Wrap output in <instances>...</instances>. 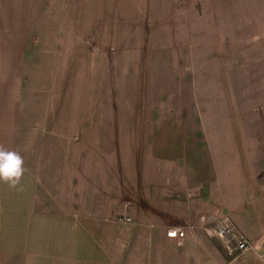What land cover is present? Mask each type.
Segmentation results:
<instances>
[{"label": "crops", "instance_id": "obj_1", "mask_svg": "<svg viewBox=\"0 0 264 264\" xmlns=\"http://www.w3.org/2000/svg\"><path fill=\"white\" fill-rule=\"evenodd\" d=\"M160 2L0 0V145L26 168L23 191L0 183V264H264V57L236 67L208 0ZM157 47L179 88L126 117L110 57L140 73ZM225 214L256 250L201 228Z\"/></svg>", "mask_w": 264, "mask_h": 264}, {"label": "rangeland", "instance_id": "obj_2", "mask_svg": "<svg viewBox=\"0 0 264 264\" xmlns=\"http://www.w3.org/2000/svg\"><path fill=\"white\" fill-rule=\"evenodd\" d=\"M133 1L124 0L125 3L119 6L122 9L117 12L119 18L125 17L126 19L127 17L130 18L135 15L134 9L132 8ZM208 1L212 5L211 12L214 11V16L209 18V20L213 24H218L219 22L220 39L218 41L221 45L229 46L226 48V52L229 55L237 53L236 57L233 58L234 62H236V67L245 68L250 66V63L260 66L262 57H264V0ZM157 3V8L161 7L160 0H157ZM162 3L164 4V1ZM113 4H117V1H114ZM127 4L131 5L128 6ZM149 14L153 17L155 12L151 11ZM163 14L160 12L157 15ZM159 20H161L160 23H164L165 19L163 17L158 18V23ZM127 32L129 33L131 30L126 28L125 35ZM152 36L164 42L166 39H169L168 36L170 35L169 33L162 35L156 32ZM208 36L209 34L205 38L207 39ZM131 37L134 36L128 38ZM124 45L129 46L128 44ZM164 50L157 47L154 52H151V54L148 53L142 60L140 59L142 63L140 73L136 69L138 54L135 52L121 53L114 55L112 58L110 57V100L113 98L119 103L125 104L123 109H119L120 114L126 117L145 115L147 114L145 106L148 102L156 99L159 101V104H165L168 93L164 92V88L167 83L171 87L179 88L178 85L181 82L180 75L177 76L175 72H172V74L168 73L170 69H168L167 62L164 60L165 58L163 59ZM228 53L222 55L223 63L230 64L228 62ZM155 60L159 61V66L156 65ZM233 60L231 59V63ZM225 63L224 66H226ZM157 88L161 89L154 91ZM171 95L174 99H178L180 92H173ZM139 102L144 103V106L135 107L134 103L139 104ZM160 110L162 111L161 114H163V107Z\"/></svg>", "mask_w": 264, "mask_h": 264}, {"label": "built area", "instance_id": "obj_3", "mask_svg": "<svg viewBox=\"0 0 264 264\" xmlns=\"http://www.w3.org/2000/svg\"><path fill=\"white\" fill-rule=\"evenodd\" d=\"M125 223L132 222L129 217L121 219ZM201 228L211 237L220 239L223 243V247L228 256L237 258L238 256L245 254L250 250H256L257 247L252 245L247 238L239 232L230 217L225 214L220 217H201ZM167 234L169 237H183L185 230L183 228L168 229Z\"/></svg>", "mask_w": 264, "mask_h": 264}, {"label": "clouds", "instance_id": "obj_4", "mask_svg": "<svg viewBox=\"0 0 264 264\" xmlns=\"http://www.w3.org/2000/svg\"><path fill=\"white\" fill-rule=\"evenodd\" d=\"M26 172L23 156L15 150L0 145V183L9 188L23 191L21 181Z\"/></svg>", "mask_w": 264, "mask_h": 264}]
</instances>
